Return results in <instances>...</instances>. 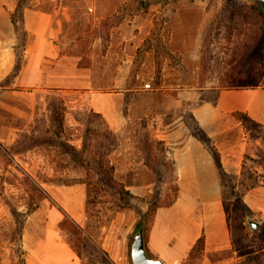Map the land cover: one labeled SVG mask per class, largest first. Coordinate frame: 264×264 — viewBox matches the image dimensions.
Wrapping results in <instances>:
<instances>
[{
  "label": "rangeland",
  "instance_id": "1",
  "mask_svg": "<svg viewBox=\"0 0 264 264\" xmlns=\"http://www.w3.org/2000/svg\"><path fill=\"white\" fill-rule=\"evenodd\" d=\"M67 2L70 19L61 16L59 25L81 68L73 87L36 94L0 87V264H28L36 258L30 248L48 232L83 264H131L136 227L144 222L146 229L153 207L176 193L173 166L149 138L147 120L131 122L143 102L159 111L166 97L141 93L131 107V87L241 85L264 62V13L256 0ZM99 101L115 105L118 123H107ZM140 158L155 170L137 164ZM261 175L264 168L245 169L237 188L234 177H222L232 248L211 254L215 264H264V222L242 200L249 186L264 183ZM143 181L154 183L131 186ZM77 182L87 187L81 221L47 190ZM52 212L59 215L54 227L47 226ZM249 218L259 221L255 230ZM202 255L191 251L179 264H201Z\"/></svg>",
  "mask_w": 264,
  "mask_h": 264
},
{
  "label": "crops",
  "instance_id": "2",
  "mask_svg": "<svg viewBox=\"0 0 264 264\" xmlns=\"http://www.w3.org/2000/svg\"><path fill=\"white\" fill-rule=\"evenodd\" d=\"M67 1L0 0L1 88L36 94L50 90L65 93L73 87V75L80 74L81 68L73 63V55L66 49L70 41L59 25L61 16L70 19ZM16 9L21 11L19 30L12 20ZM157 91L166 97L165 109L154 111L145 101L143 113L131 115V122L147 120L149 138L162 146L163 157L173 166L176 193L170 202L155 207L144 229L146 249L162 258L163 264H179L202 237L201 264H215L211 254L231 249L232 236L222 192L224 182L213 154L195 128L216 149L222 171L234 177V188L245 169L264 168V62L252 81L241 85L131 87V107L135 103L132 97L143 93L146 98ZM95 106L111 127L118 123L115 105L99 101ZM136 163L155 170L142 158ZM153 183L131 186L148 188ZM47 190L73 219L85 218L87 187L83 182L52 185ZM242 200L253 216L264 222V183L249 186ZM51 214L47 226L54 227L59 215ZM117 219L121 221L122 216ZM106 236L111 237V233ZM29 255L36 258L28 264H83L67 242L55 240L49 232L30 248Z\"/></svg>",
  "mask_w": 264,
  "mask_h": 264
},
{
  "label": "water",
  "instance_id": "3",
  "mask_svg": "<svg viewBox=\"0 0 264 264\" xmlns=\"http://www.w3.org/2000/svg\"><path fill=\"white\" fill-rule=\"evenodd\" d=\"M260 3L264 13V0H256ZM248 223L252 230L259 225V221L249 218ZM130 259L131 264H163L164 261L160 257L151 255L145 245L144 222L140 223L133 234L130 242Z\"/></svg>",
  "mask_w": 264,
  "mask_h": 264
},
{
  "label": "trees",
  "instance_id": "4",
  "mask_svg": "<svg viewBox=\"0 0 264 264\" xmlns=\"http://www.w3.org/2000/svg\"><path fill=\"white\" fill-rule=\"evenodd\" d=\"M21 11L19 10V9H16L15 10V12L13 13V16H12V20H13V23H14V26H15V29L16 30H19L20 29V22H21ZM203 138V140L205 141V143L207 144V146H208V148H209V150L211 151V153L213 154V156H214V158H215V162H216V165H217V170H218V173H219V175L221 176V178L223 177V176H225L226 174L222 171V169H221V167H220V162H219V159H218V153H217V151H216V149L213 147V145H211L210 143H209V141L207 140V138H205V137H202ZM73 155H76V153H74L73 152ZM100 168L99 169H97V172H99V171H103L102 169H101V166H99ZM101 169V170H100ZM105 171V170H104ZM105 172H107V171H105ZM108 174H109V178L111 179L112 178V172L110 171H108L107 172ZM224 187H225V185L223 184V187H222V192H223V195H224ZM232 193L234 194V191L232 190ZM155 207H156V205L153 207V210L155 209ZM202 248H203V239H202V237H200L198 240H197V242L195 243V245H194V247H193V250L192 251H194V250H197V251H201L202 250Z\"/></svg>",
  "mask_w": 264,
  "mask_h": 264
},
{
  "label": "built area",
  "instance_id": "5",
  "mask_svg": "<svg viewBox=\"0 0 264 264\" xmlns=\"http://www.w3.org/2000/svg\"><path fill=\"white\" fill-rule=\"evenodd\" d=\"M259 180H260L261 182H263V180H264V176H263V175L259 176Z\"/></svg>",
  "mask_w": 264,
  "mask_h": 264
}]
</instances>
